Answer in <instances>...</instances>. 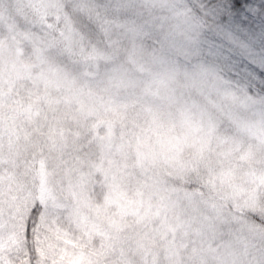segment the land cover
<instances>
[{
	"label": "clouds",
	"instance_id": "clouds-1",
	"mask_svg": "<svg viewBox=\"0 0 264 264\" xmlns=\"http://www.w3.org/2000/svg\"><path fill=\"white\" fill-rule=\"evenodd\" d=\"M0 264H264V0H0Z\"/></svg>",
	"mask_w": 264,
	"mask_h": 264
}]
</instances>
